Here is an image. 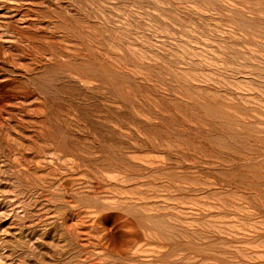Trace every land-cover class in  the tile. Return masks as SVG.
<instances>
[{
    "label": "rangeland",
    "instance_id": "374dc122",
    "mask_svg": "<svg viewBox=\"0 0 264 264\" xmlns=\"http://www.w3.org/2000/svg\"><path fill=\"white\" fill-rule=\"evenodd\" d=\"M0 264H264V0H0Z\"/></svg>",
    "mask_w": 264,
    "mask_h": 264
}]
</instances>
